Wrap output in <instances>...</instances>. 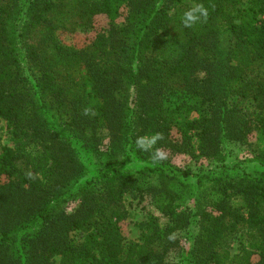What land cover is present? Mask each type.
Here are the masks:
<instances>
[{"label":"trees","instance_id":"trees-1","mask_svg":"<svg viewBox=\"0 0 264 264\" xmlns=\"http://www.w3.org/2000/svg\"><path fill=\"white\" fill-rule=\"evenodd\" d=\"M189 1L0 0V264H264V0Z\"/></svg>","mask_w":264,"mask_h":264},{"label":"rangeland","instance_id":"rangeland-1","mask_svg":"<svg viewBox=\"0 0 264 264\" xmlns=\"http://www.w3.org/2000/svg\"><path fill=\"white\" fill-rule=\"evenodd\" d=\"M186 3L192 5L189 0H185ZM127 9L121 10V16L117 20V24L121 25L125 21ZM108 26V20L100 17L97 22V30H101ZM60 41L66 46H75L82 47L88 42V40L93 36L90 33H69L67 31H59L57 33ZM107 139L105 143H107ZM0 146L3 147H14V142L12 140L11 133L7 128L6 121H2L0 124ZM226 163L230 166L242 163V166L246 168L247 171L251 172L254 169H262L257 163L251 162V159L254 158V152L247 146H242L238 144L228 145L225 149ZM81 158L85 165L88 168V176L86 179H89L95 176L96 171L93 164V161L87 157L86 154H82ZM173 159L179 164H186L183 157H173ZM192 169L194 172L200 170L210 171L215 169V164L209 160L199 158L192 163ZM125 206L129 213V218L124 224V233L130 239L137 242H140L141 239V229L139 224L144 222L149 213L159 214L157 210L151 206L148 201H140L138 198H134L131 194H127L125 197ZM192 205V204H191ZM161 221L163 223L167 222V219L161 216ZM180 238L185 239L187 237L186 233H181ZM233 254H237L240 251L239 242H234L231 249Z\"/></svg>","mask_w":264,"mask_h":264},{"label":"clouds","instance_id":"clouds-1","mask_svg":"<svg viewBox=\"0 0 264 264\" xmlns=\"http://www.w3.org/2000/svg\"><path fill=\"white\" fill-rule=\"evenodd\" d=\"M203 15L206 17L207 16V13L204 12ZM194 17L189 14V13H186L184 18H183V23L187 26H190L191 23L194 22ZM155 140L156 138H147V137H142V138H138L137 139V147L140 149V150H144V151H147V150H150L153 146V144L155 143ZM154 160H158V159H163V156L162 154H160L159 152H157V154L153 157Z\"/></svg>","mask_w":264,"mask_h":264}]
</instances>
